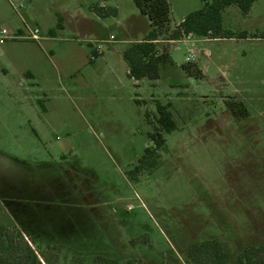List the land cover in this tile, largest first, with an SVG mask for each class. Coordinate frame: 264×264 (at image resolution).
Instances as JSON below:
<instances>
[{
  "label": "rangeland",
  "instance_id": "obj_1",
  "mask_svg": "<svg viewBox=\"0 0 264 264\" xmlns=\"http://www.w3.org/2000/svg\"><path fill=\"white\" fill-rule=\"evenodd\" d=\"M169 2L173 26L203 7ZM97 3L0 0L12 35L0 43V225L24 232L38 257L27 264H189V246L212 239L236 264L264 243V0L223 11L224 28L246 38L159 39L171 60L157 80L128 73L124 52L150 29L134 0L102 2L117 9L107 17ZM232 100L249 116L235 117ZM147 147L157 163L138 171Z\"/></svg>",
  "mask_w": 264,
  "mask_h": 264
},
{
  "label": "trees",
  "instance_id": "obj_2",
  "mask_svg": "<svg viewBox=\"0 0 264 264\" xmlns=\"http://www.w3.org/2000/svg\"><path fill=\"white\" fill-rule=\"evenodd\" d=\"M107 0H99L92 6L93 12L101 17L117 14L116 8L101 5ZM256 0H202L203 7L190 14L184 20L173 26L171 23V4L169 0H134L141 13L150 22V29L144 39L133 42L124 52V59L128 64L129 75L135 80L160 78V69L163 64L171 60L168 50L160 51L157 42L161 38L179 40L183 36L192 34L197 38L220 39V38H246L241 32L236 35L223 26V11L227 6L237 5L243 14L247 15ZM57 28H63L62 20L57 23ZM54 33V29L50 30ZM183 68L193 72L191 63H186ZM190 75H193L191 73ZM235 117L243 119L249 116L247 105L242 100H232L229 103ZM161 127L170 133L176 128L172 112L167 105H157ZM155 141V149H161L166 139L157 133L152 136ZM154 149L147 147L139 161L138 171L144 166L153 167L156 159H152ZM25 255L22 257L21 255ZM16 255L18 257H16ZM37 261L38 257L26 241L24 232L17 227L0 225V264H27V258ZM177 264H182L177 257L173 258ZM186 261L189 264H230L231 255L224 251L221 243L216 240H207L191 244L186 252ZM95 264H149L143 258H130L125 261L109 258L103 255L97 256ZM236 264H264V243L250 245L238 256Z\"/></svg>",
  "mask_w": 264,
  "mask_h": 264
},
{
  "label": "built area",
  "instance_id": "obj_3",
  "mask_svg": "<svg viewBox=\"0 0 264 264\" xmlns=\"http://www.w3.org/2000/svg\"><path fill=\"white\" fill-rule=\"evenodd\" d=\"M23 5L21 4L20 7H22ZM39 33V30L38 29H35L33 31H31V38L34 39V40H39L40 39V35L38 34ZM11 34L9 32L8 29L6 28H3L1 31H0V43L4 42V40L8 39V38H11ZM172 42H175V43H178V42H181V41H185L187 43H194V40H193V35L192 34H189V35H185L183 36L182 39H179V40H170ZM196 48L195 46L191 47L190 48V55L187 57L186 61L187 63H190V62H194L196 60Z\"/></svg>",
  "mask_w": 264,
  "mask_h": 264
},
{
  "label": "crops",
  "instance_id": "obj_4",
  "mask_svg": "<svg viewBox=\"0 0 264 264\" xmlns=\"http://www.w3.org/2000/svg\"><path fill=\"white\" fill-rule=\"evenodd\" d=\"M177 25H178V24H177ZM147 33H148V32H146V34H147ZM146 34H145V36H146ZM145 36H144V37H145ZM194 37H195V36H194ZM194 37H193V39H194ZM143 39H144V38H143ZM204 39H208V38H204ZM141 40H142V39L137 40V41H141ZM208 40H210V39H208ZM212 40H217V39H212ZM158 41H159V40H158ZM158 41H156V42H158ZM206 53L209 54V50H207ZM170 54H171V52H170ZM128 73H129V69H128Z\"/></svg>",
  "mask_w": 264,
  "mask_h": 264
}]
</instances>
